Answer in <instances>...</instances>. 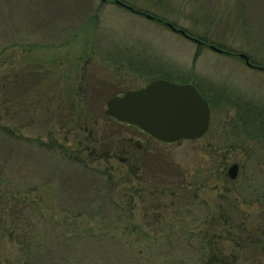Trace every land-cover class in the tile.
<instances>
[{
  "label": "rangeland",
  "instance_id": "1",
  "mask_svg": "<svg viewBox=\"0 0 264 264\" xmlns=\"http://www.w3.org/2000/svg\"><path fill=\"white\" fill-rule=\"evenodd\" d=\"M115 1L0 0V264L24 234L68 264H264V0ZM156 79L205 93L206 136L105 115Z\"/></svg>",
  "mask_w": 264,
  "mask_h": 264
},
{
  "label": "water",
  "instance_id": "2",
  "mask_svg": "<svg viewBox=\"0 0 264 264\" xmlns=\"http://www.w3.org/2000/svg\"><path fill=\"white\" fill-rule=\"evenodd\" d=\"M115 3L148 19L162 21L152 15L138 12L119 0ZM165 24L186 38L201 43L184 30L177 29L170 23ZM210 48L224 53V50L218 47L210 45ZM240 57L249 67H253L246 55L240 54ZM257 68L264 70L262 67ZM105 115L119 122L137 126L164 143L201 139L211 124L210 105L193 84L174 83L165 79H156L143 88L111 98L107 102ZM237 172L236 164L228 170L231 179L236 178Z\"/></svg>",
  "mask_w": 264,
  "mask_h": 264
},
{
  "label": "trees",
  "instance_id": "3",
  "mask_svg": "<svg viewBox=\"0 0 264 264\" xmlns=\"http://www.w3.org/2000/svg\"><path fill=\"white\" fill-rule=\"evenodd\" d=\"M161 22H164V21H161ZM202 41H204V40H202ZM202 41H201L200 44H203ZM10 84L11 83L9 82V80L2 84L1 89H0V95H1V97H4L5 96L7 98V100H8V102L9 101L11 103L14 102L12 104V106H15V103L16 104L19 103V100L18 101L16 100V98H17L16 90L18 89V86H16L17 84H15V83H14V85H10ZM7 95H9V97ZM202 95L207 99V96L205 95L204 92L202 93ZM12 106L9 105L10 112H11V110L13 111L14 108H15V107H12ZM256 112H257V108H256ZM257 114H258V112H257ZM256 117H257V115H256ZM258 117L260 118V114H258ZM262 128H263V126H262ZM259 138L262 139V141L264 140V136H260ZM7 140H4V146H7V147L8 146H12V143L11 142H8ZM263 143H264V141H263ZM6 160H7V158H6ZM86 205H88V204H85V206ZM87 209H90V208H87ZM55 233H57V232H55ZM25 237H26V235L24 234L22 236V238H24L25 241L24 240L23 241L26 244V248H25L26 249L25 250L26 251V253H25L26 254L25 255V259H26L25 260V264H44L45 262H48L49 264H68V259H66V253L65 252H64L65 253V256L63 255V252H60V254H57L58 256L55 255L54 258H53V256H51L49 258L48 253L45 254L43 251L42 252H39L40 249H35V250L30 249L31 244H32V248H33V242L34 241H29L31 239H28L27 237L26 238ZM91 240H93V239H91ZM222 258H224V257L214 256V259H213V262L214 263H211V264H221V262H224V259H222ZM224 263H226V262H224ZM227 264H229V263L227 262Z\"/></svg>",
  "mask_w": 264,
  "mask_h": 264
},
{
  "label": "flooded vegetation",
  "instance_id": "4",
  "mask_svg": "<svg viewBox=\"0 0 264 264\" xmlns=\"http://www.w3.org/2000/svg\"><path fill=\"white\" fill-rule=\"evenodd\" d=\"M122 94H120V95H117V96H121ZM208 103H209V101H208ZM209 105H210V103H209ZM210 109H211V106H210ZM110 118V117H109ZM112 119H114V118H112ZM117 121V120H116ZM117 123L118 124H122V122H119V121H117ZM124 124H126V123H124ZM127 126H131V127H133L134 125H130V124H126ZM211 125V124H210ZM134 127H136L137 129H139V131L141 132V133H143V134H145L146 136H150V137H152L150 134H148V133H146L145 131H143V130H141L140 128H138L137 126H134ZM210 129V128H209ZM209 131V130H208ZM208 134V132L204 135V136H206ZM153 138V137H152ZM155 139V138H154ZM156 140V139H155ZM156 141H158V140H156ZM129 143H131V141L129 140L128 141ZM158 142H161V141H158ZM167 144H169V143H167Z\"/></svg>",
  "mask_w": 264,
  "mask_h": 264
}]
</instances>
